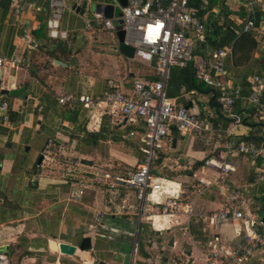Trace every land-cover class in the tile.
Here are the masks:
<instances>
[{
	"label": "crops",
	"instance_id": "obj_1",
	"mask_svg": "<svg viewBox=\"0 0 264 264\" xmlns=\"http://www.w3.org/2000/svg\"><path fill=\"white\" fill-rule=\"evenodd\" d=\"M62 1L67 8L60 30L67 36L54 39L48 37L45 24L48 0H22L40 6L41 11L19 17L9 13L11 0H0V58L21 53L18 36L27 30L39 42L35 50L23 53L26 66L0 69V90L8 86L23 89L18 96L0 93V104H7V120L0 116V251L6 253L8 264H92L94 260L105 264H209L201 217L220 210L223 195L215 186L200 195L194 193L197 179H212L218 173L205 160L232 167L226 182L246 186L250 211L264 217V182L257 180L261 160L237 153L244 141L264 148V118L256 115L245 98L251 77L264 78V35L254 36L257 45L247 62L234 65L231 50L224 61L226 81L240 88L233 105L240 118L237 124L218 113L216 89L201 83L204 91H187L180 75V88L175 86L176 94L169 98L208 121L209 130L198 137L172 129L155 165L162 171L158 177L180 185L192 200L196 216L165 217L160 219L162 227L156 228L150 220L154 213L140 211L134 190H108L98 181L103 172L126 177L142 162L141 125L128 123L105 106L84 109L80 103L57 100L64 95L98 97L111 89L109 82L126 92L134 79L155 81L153 66L118 52L115 32L93 21L89 5L81 7L89 0ZM94 1L113 5V18L119 17V3ZM225 6L232 16L240 17L232 0H225ZM212 11L218 14L219 8ZM87 20L91 28H86ZM211 51L206 49L200 57ZM129 132L135 134L129 137ZM68 161L80 167L71 170ZM238 228L239 223L228 221L209 232L234 247L240 241L235 235ZM84 238L90 247L82 251L78 246ZM61 242L75 246L74 253H61ZM245 264L264 261L253 257Z\"/></svg>",
	"mask_w": 264,
	"mask_h": 264
},
{
	"label": "built area",
	"instance_id": "obj_2",
	"mask_svg": "<svg viewBox=\"0 0 264 264\" xmlns=\"http://www.w3.org/2000/svg\"><path fill=\"white\" fill-rule=\"evenodd\" d=\"M21 1L11 0V16L19 17L28 11H41L40 6L23 4ZM112 1L119 3V0ZM165 1L127 0L126 5L121 7L124 41L134 48L133 57L153 66L157 77L155 81L134 79L131 89L126 92L109 82L111 89L95 98L89 95L78 99L68 95L57 98L60 104L80 103L84 109L105 106L110 109L111 114L120 115L128 123L141 125L139 142L142 145V162L126 177L103 172L98 181L108 190H134L135 198L140 203V211H152L153 215L162 219L180 215L196 216L192 200L180 185L174 181H164L152 172L166 139L172 129L182 134L193 133L198 137L209 130L208 121L205 123L197 114L167 97L166 87L172 68H185L191 64L196 79L217 90L216 102L223 115L233 123L240 122L239 116L233 111L234 100L240 96V88L231 87L226 81L224 61L230 53V47L215 49L207 57L195 56L194 44L204 43L206 40L205 20L199 17L196 8L188 6L187 0H168L164 3ZM232 1L243 14L238 17L240 27L236 32L237 36L246 33L264 35V16L256 18L259 13L264 15V0ZM66 8L67 5L62 0H48L46 27L49 38H66L67 33L60 30V19ZM93 21L100 23L105 30L115 32L114 22L101 13H94ZM85 25L86 28H91V20H87ZM18 42L21 53L10 58H0V69L5 65L15 69L26 66L27 59L23 53L35 50L39 45L31 30L19 35ZM249 83L250 91L245 98L254 106L256 115L264 118V78L253 75ZM6 110L7 104L1 103L0 116L3 121L7 120ZM134 134L129 132L128 136ZM237 153L246 155L251 160H261L257 168V180L264 182V148L244 141L238 145ZM204 163L216 167L218 173L212 179H197V184L193 186L194 193L200 195L215 186L223 195L221 209L201 217L203 233L207 235L205 247L208 263L245 264L253 257L264 261V217H257L250 211L251 203L245 199L247 187H233L226 182L227 173L233 171L229 165H217L212 160H205ZM228 221L239 223L235 235L240 241L234 247L226 246L218 235L209 232ZM0 264H8V257L3 251H0Z\"/></svg>",
	"mask_w": 264,
	"mask_h": 264
},
{
	"label": "trees",
	"instance_id": "obj_3",
	"mask_svg": "<svg viewBox=\"0 0 264 264\" xmlns=\"http://www.w3.org/2000/svg\"><path fill=\"white\" fill-rule=\"evenodd\" d=\"M187 2L189 7L197 9L199 17L205 20L204 22L207 28L206 40L194 49V55L198 54L203 56L206 49L215 50L229 46L234 57V65L243 64L249 60L257 45L254 35L252 33H246L237 36L236 32L240 27L238 24L239 18L231 15V11L225 6V0H187ZM215 6L219 8L218 14L212 11ZM241 16L242 12L240 17ZM262 16L264 15L259 13L256 18L260 19ZM180 75L185 79L182 84L187 91H204L205 87L196 79L195 71L191 64L185 68L174 67L171 70V76L168 81V98L174 97L176 94L173 92L175 86L178 89L180 88ZM206 90L208 89L206 88ZM214 100L215 99L211 100L212 104ZM217 111L222 115L220 108H218ZM197 165H200V163Z\"/></svg>",
	"mask_w": 264,
	"mask_h": 264
},
{
	"label": "water",
	"instance_id": "obj_4",
	"mask_svg": "<svg viewBox=\"0 0 264 264\" xmlns=\"http://www.w3.org/2000/svg\"><path fill=\"white\" fill-rule=\"evenodd\" d=\"M121 7H124L127 3V0H119L118 1ZM87 5L89 8L94 11V13H101L105 18L111 19L115 24V36L117 40V50L118 52L127 58H133L134 48L125 43V31L122 28L123 20L121 17V12L119 13V17L117 19L113 18L112 10L113 5L107 4L102 5L100 3H96L94 0L85 1L81 7L84 9ZM1 94L5 95H14L18 96L23 93L22 88H13L11 89L9 86L0 90ZM172 244V241H169V245ZM90 247V241L88 238L82 239L80 245L78 246L79 250H87ZM58 249L61 253L66 255H72L76 249L75 246L70 245L68 243L61 242L58 244ZM92 264H105L103 261L94 260Z\"/></svg>",
	"mask_w": 264,
	"mask_h": 264
},
{
	"label": "rangeland",
	"instance_id": "obj_5",
	"mask_svg": "<svg viewBox=\"0 0 264 264\" xmlns=\"http://www.w3.org/2000/svg\"><path fill=\"white\" fill-rule=\"evenodd\" d=\"M198 45H200V44H199V43H195V44H194V49L197 48ZM195 56H200V55L196 54ZM204 87H205V86H204ZM161 151H162V149H161ZM67 165L69 166V167H67V168H69V169H71V170H72V168L80 167L79 165H75L74 162H71V161H68ZM152 172H153L154 175H157V176H158L159 174L162 173V171L159 170V169H158V166H156V165L153 166ZM196 235H197V234H196ZM182 237H183V236H182V234H181V232H180V239H181ZM138 249H139V248H138V246H137V252H138Z\"/></svg>",
	"mask_w": 264,
	"mask_h": 264
},
{
	"label": "bare ground",
	"instance_id": "obj_6",
	"mask_svg": "<svg viewBox=\"0 0 264 264\" xmlns=\"http://www.w3.org/2000/svg\"><path fill=\"white\" fill-rule=\"evenodd\" d=\"M160 219H162V218L157 216V215H152L150 217V220L154 221V225L156 226V228H161L162 227V225L160 223V221H161ZM163 219H165V217H163Z\"/></svg>",
	"mask_w": 264,
	"mask_h": 264
}]
</instances>
